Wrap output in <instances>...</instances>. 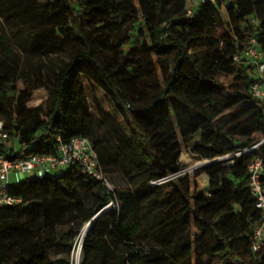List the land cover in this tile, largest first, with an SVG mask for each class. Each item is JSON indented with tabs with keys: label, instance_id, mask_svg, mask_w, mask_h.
Wrapping results in <instances>:
<instances>
[{
	"label": "trees",
	"instance_id": "1",
	"mask_svg": "<svg viewBox=\"0 0 264 264\" xmlns=\"http://www.w3.org/2000/svg\"><path fill=\"white\" fill-rule=\"evenodd\" d=\"M244 4L248 8L242 11ZM187 11V0H0V16L10 29L5 42L25 55L67 51V60L48 67L46 77L40 63H30L52 110L45 120L26 125L27 137L20 139L14 97L6 88L19 62L10 50L9 62L0 56V113L10 119L0 132L6 134L0 152L18 161L54 155L59 143L86 138L114 188L111 193L75 165L10 184L9 193L22 204L0 207V264H71L75 238L88 223L93 226L80 264H264V248L250 252L251 224L260 213L248 188V166L264 157V146L232 164L208 166L206 194L191 181L198 171L150 185L178 171L182 143L196 140L192 153L207 160L255 144L248 134L236 137L215 120L222 113L215 93L222 85L215 74L224 72L245 87L228 98L230 106L244 104L241 111L264 116V102L249 93L252 68L233 61L252 39L264 52V0H200L190 15ZM128 23L131 32L121 33ZM221 27L225 37L217 36ZM99 29L112 36L110 61L97 54V46L108 42L105 34H94ZM148 55L160 69L157 81L145 69ZM84 82L107 95L112 106L94 110ZM33 89L26 84L18 105ZM114 197L118 210L102 211ZM52 204L56 223L47 213Z\"/></svg>",
	"mask_w": 264,
	"mask_h": 264
},
{
	"label": "rangeland",
	"instance_id": "2",
	"mask_svg": "<svg viewBox=\"0 0 264 264\" xmlns=\"http://www.w3.org/2000/svg\"><path fill=\"white\" fill-rule=\"evenodd\" d=\"M188 3H191V0H188ZM248 8V4H244L240 6V10L244 11ZM131 24H127L124 29H122L121 33L127 34L131 32ZM94 34H105L106 38L108 39L106 44L98 45L97 46V54L101 60L110 61L113 57V50L110 48V42L112 36L105 33L103 29L93 30ZM226 27H221L217 31V36L225 37ZM8 35L10 36V29L7 26L6 22L0 16V56L2 57L3 61L9 62L7 54V50H10L12 53L11 57L15 59V61L19 62L18 72L14 75H11L9 81L6 85L7 91L14 97L13 100V120L14 124L18 127L19 131L17 132V139L26 138L27 136H23V129L29 123H32L36 119L45 120L46 117L49 115L50 111L52 110V103L50 100V96L48 92L42 87V85L37 82L36 76L30 73V63H40L38 67L42 71L43 75L46 77L48 67H57L61 65L63 61L67 60V51H60L56 50L54 53L49 54L48 56L40 57L39 55H25L18 50H16L9 42H5L2 38ZM227 47V58L231 59L230 46L226 45ZM189 53H192L193 50L189 49ZM177 53L176 49H173L168 57V71L171 69L173 60ZM197 57L202 58V54H198ZM145 69L148 70L150 77L157 81L159 75V67L155 63L153 57L148 55L145 57L144 60ZM30 73V76L24 77L22 72ZM213 79L220 83L222 86L215 90L216 95L219 98L220 105L222 107V113L220 116L216 117L215 120L219 123V125L223 128L224 131L227 133H236V137H243V135L248 134L252 140H255V145L264 146V116H259L258 112L255 113H245L242 110L244 104L238 105H229L231 100L228 98L234 95V92H244L245 87L243 85L235 84L230 81L229 76L224 72H219L213 76ZM27 85H33L34 89L30 92V97L24 105H18V96L19 94L26 90ZM85 95L91 99V105L93 109L98 108L99 106L103 109H108L112 106V102L110 99L105 95L102 91L94 86L87 84L84 82L83 84ZM96 100V102H95ZM0 122L2 123V128L7 127L10 125V119L8 114L0 113ZM7 131V130H6ZM8 132V131H7ZM8 146L13 145V141H6ZM197 141L194 140L190 143H182L181 154L178 158V163L182 164L187 167H195L197 168L196 171L199 172V175L191 181H195L197 184V188L199 191L203 192L204 194L207 193V178L204 173L206 166L210 161H217L216 159H220L221 157L214 158L212 160L207 159H200L197 155L192 153L193 148L196 146ZM252 146V147H253ZM230 156L225 155L223 157ZM230 162L231 160H225ZM224 162V161H223ZM67 169L63 170H56L55 173L61 174L65 173ZM30 177V175L19 174L17 180L14 179L12 176L10 178V184L13 185L16 182L24 180L25 178ZM117 185H120L116 179H112ZM54 205H49L48 208V215L51 216L52 221L56 223V217H54ZM90 225L86 224L81 229L80 233L82 234L83 230L87 232L89 231ZM75 238V246L71 253V264H75L72 261V257L74 252L80 250L82 252V244L83 240L81 239V234ZM85 237V236H84ZM84 239V238H83ZM83 255V252H82ZM246 260L251 261V255L248 254L246 256ZM81 263V262H80Z\"/></svg>",
	"mask_w": 264,
	"mask_h": 264
},
{
	"label": "built area",
	"instance_id": "3",
	"mask_svg": "<svg viewBox=\"0 0 264 264\" xmlns=\"http://www.w3.org/2000/svg\"><path fill=\"white\" fill-rule=\"evenodd\" d=\"M199 2L200 0H191V3H188L187 0V15L191 14V8ZM252 22L257 24L256 19ZM251 44L252 46L248 50L235 55L233 61H243L252 68L253 83L249 89V93L253 98L264 102V52L257 47L256 39H252ZM1 131L2 123L0 122V132ZM0 138L2 140L6 139V134L0 133ZM259 146L260 145H255L216 160H220L219 162L231 160L229 164H232L233 159L259 149ZM74 165L79 167L82 173L91 176L101 183L108 191L113 193L114 188L104 177L98 163L97 155L90 141L86 138L74 137L69 143H59L54 155H31L18 161H11L0 152V207H14L22 204L21 198L9 193L10 174H13L16 180L19 174L41 178L45 175H54L56 170L67 169ZM196 170L197 168L195 167H187L180 164L178 171L164 178L152 181L150 185L154 187L180 177H191ZM248 188L254 201V207L260 213V218L251 224L252 236L250 252L256 254L264 248V157L256 158L248 166ZM118 208V201L114 197L102 211L108 212L110 210H118ZM87 225H90V223L86 224V226Z\"/></svg>",
	"mask_w": 264,
	"mask_h": 264
},
{
	"label": "bare ground",
	"instance_id": "4",
	"mask_svg": "<svg viewBox=\"0 0 264 264\" xmlns=\"http://www.w3.org/2000/svg\"><path fill=\"white\" fill-rule=\"evenodd\" d=\"M85 235H86V231L83 230V232L81 234V239L82 240H83ZM81 258H82V252L80 250H78V251L74 252L73 257H72V261H74L75 264H80Z\"/></svg>",
	"mask_w": 264,
	"mask_h": 264
},
{
	"label": "water",
	"instance_id": "5",
	"mask_svg": "<svg viewBox=\"0 0 264 264\" xmlns=\"http://www.w3.org/2000/svg\"><path fill=\"white\" fill-rule=\"evenodd\" d=\"M219 161H220V160L212 161V162L208 163L206 166H204L203 168H207L208 166H210V165H212V164H214V163H217V162H219ZM92 226H93V223H90L89 231H88L87 234L85 235V237H84V239H83V242H84L85 238L88 236V234L90 233V230H91ZM82 258H83V255H82ZM82 258H81V261H82ZM81 261H80V262H81Z\"/></svg>",
	"mask_w": 264,
	"mask_h": 264
},
{
	"label": "crops",
	"instance_id": "6",
	"mask_svg": "<svg viewBox=\"0 0 264 264\" xmlns=\"http://www.w3.org/2000/svg\"><path fill=\"white\" fill-rule=\"evenodd\" d=\"M12 176L14 177L13 174H10V176H9V183H10V178H11ZM206 178H207V176H206ZM14 179H15V177H14ZM15 180H16V179H15ZM207 182H208V178H207Z\"/></svg>",
	"mask_w": 264,
	"mask_h": 264
}]
</instances>
